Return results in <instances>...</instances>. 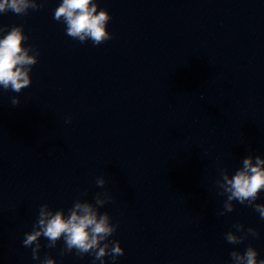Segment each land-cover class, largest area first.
<instances>
[{
	"label": "water",
	"instance_id": "95a60500",
	"mask_svg": "<svg viewBox=\"0 0 264 264\" xmlns=\"http://www.w3.org/2000/svg\"><path fill=\"white\" fill-rule=\"evenodd\" d=\"M36 2L0 14L39 51L29 87L0 88V264H100L63 239L42 236L38 260L23 245L42 204L67 215L97 193L124 249L104 264H231L248 246L264 259V219L237 201L219 215L216 183L264 159V0H96L113 37L98 46L53 18L61 0ZM236 223L258 236L229 244Z\"/></svg>",
	"mask_w": 264,
	"mask_h": 264
},
{
	"label": "clouds",
	"instance_id": "9594fccd",
	"mask_svg": "<svg viewBox=\"0 0 264 264\" xmlns=\"http://www.w3.org/2000/svg\"><path fill=\"white\" fill-rule=\"evenodd\" d=\"M42 6L43 3L38 4L36 0H0V14L12 11L16 15H26L29 9L36 10ZM98 8L96 0H61L54 10L53 18L65 24L66 34L72 39L81 43L91 40L94 46H98L113 38L107 30L112 17L106 9L100 8L98 11ZM0 33H4L0 37V88L20 93L31 85L29 74L32 66L38 62L39 51L31 46H24L28 37L22 25L12 26L10 30L7 26H0ZM29 52L34 54L29 55ZM11 103L18 106L20 101L18 97H12ZM66 122L70 123V118ZM220 175L222 179L216 183L222 189L220 195H225L227 199L224 202V211L219 215L232 212L233 201H237L241 205L253 207L264 219V204L255 203L264 191V159L259 155L246 156L243 158L242 167L233 175L230 176L226 169H222ZM96 184L103 187L104 178H98ZM111 199L106 193H97L94 204L77 199L68 209L67 215L63 209L52 210L48 204H42L33 230L24 234L23 245L32 248L34 260L39 259L40 238L43 236L48 240L49 248L55 247L57 242L63 239L65 252L75 250L79 256L92 254L100 264H104L105 256H111L115 261L124 254V249L119 241H111L108 238L116 232L118 224L111 223L107 212H99V208ZM232 227L243 234L226 232L225 240L229 244H241L248 235L258 236L256 229L248 228L245 231L241 223ZM230 257L231 264H264V259H258V251L252 246H248L243 254L234 250ZM42 264H56V261L45 257Z\"/></svg>",
	"mask_w": 264,
	"mask_h": 264
}]
</instances>
